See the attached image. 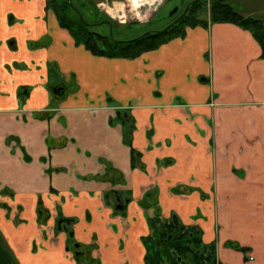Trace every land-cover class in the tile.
Listing matches in <instances>:
<instances>
[{"label":"crops","instance_id":"1","mask_svg":"<svg viewBox=\"0 0 264 264\" xmlns=\"http://www.w3.org/2000/svg\"><path fill=\"white\" fill-rule=\"evenodd\" d=\"M153 187L154 215L197 228L216 263L264 264V51L253 34L208 18L135 57L98 55L45 0H0V256L85 264L73 237L96 239L92 264L171 263L141 204Z\"/></svg>","mask_w":264,"mask_h":264},{"label":"trees","instance_id":"2","mask_svg":"<svg viewBox=\"0 0 264 264\" xmlns=\"http://www.w3.org/2000/svg\"><path fill=\"white\" fill-rule=\"evenodd\" d=\"M83 2L94 10L95 23L93 25L105 24L107 21L112 24L110 19H106L107 21L104 20L105 18L102 17L100 10L96 6L95 0H84ZM45 8L51 9L54 12L59 25L66 28L71 33L75 43L83 44L91 52L98 55L132 58L143 51L157 48L160 44L171 38L182 36L185 32V26H170L169 28H163L158 31H146L131 38H120L124 29H116L113 25L109 27L106 34L90 30L89 26L92 23H89L88 20L82 17V14L75 9L71 0H45ZM197 10L198 9H194L195 12ZM209 14L211 21L233 22L248 29L264 51V19L242 16L233 11L223 0H213L210 5ZM204 22L205 20H201L195 16L190 26L199 23L202 24ZM122 26L126 27L125 25ZM58 87L59 86H56L55 89ZM124 139L125 142H128L126 134ZM156 194V190L147 191L141 200V204L146 206L147 201L156 202ZM42 211L43 209L39 206V221L42 220ZM46 216L47 214L45 213L44 217ZM61 220L62 222H70L69 219L62 218ZM170 221L171 222L166 223V225L158 217L150 221V226L153 229V236L157 238V240L162 241L160 245H158L160 249L157 250H165L164 253L161 252L162 258H170L171 263L169 264H216L213 244L203 243L200 231H198L197 228L181 225L180 222L173 217ZM61 228L63 229L65 226ZM173 242L177 243L171 247L170 243ZM75 260L78 261L76 255ZM147 263L152 264L150 262Z\"/></svg>","mask_w":264,"mask_h":264},{"label":"rangeland","instance_id":"3","mask_svg":"<svg viewBox=\"0 0 264 264\" xmlns=\"http://www.w3.org/2000/svg\"><path fill=\"white\" fill-rule=\"evenodd\" d=\"M75 9H77L89 23H95V13L94 10L87 4H84V0H71ZM96 5L100 4V12L103 18L110 19V26L113 25L116 29H124L123 34L120 35V38H131L138 34H141L146 31H154L161 29L165 24V20L167 19L168 14L171 12L173 5L175 6L179 0H158L160 6L157 9V5L154 8L149 6V2H141L140 6L137 7V0H134L133 6L128 0H95ZM231 9L242 16H252L258 19H264V0H223ZM123 5L122 9L118 6ZM210 0H206V3L201 8L202 12H200L199 18L201 20H207L209 18L210 13ZM105 16V17H104ZM125 25L126 27L122 26ZM90 30L96 31L98 33L106 34L109 30V26L107 23L89 26ZM37 44H41V41H38ZM65 87V85H63ZM155 191L154 187L150 189ZM157 197V194H156ZM105 203L110 206V209L113 213L119 214L120 216H125L124 208L122 204H119L117 208L115 199L106 200ZM122 203V201H120ZM156 202L147 201L145 209L152 210L153 216L152 219H156L158 215L154 211L156 209ZM157 210V209H156ZM158 211V210H157ZM161 219V217H160ZM171 216L168 218H164L162 221L166 225V223H170ZM73 238V237H72ZM68 239V247L71 250V253H77L78 263L92 264L93 262H97L95 258L91 256V252L93 249H97L96 239L93 238L92 243L83 244L77 242L75 238ZM160 240H157V243L160 244ZM78 243V244H76ZM3 250V248H2ZM78 251V252H76ZM5 252V251H4ZM166 258H163L165 260ZM187 260V259H186ZM11 259L9 255H4L2 258L0 256V264H10ZM169 264L168 262H165ZM218 264V263H216Z\"/></svg>","mask_w":264,"mask_h":264},{"label":"flooded vegetation","instance_id":"4","mask_svg":"<svg viewBox=\"0 0 264 264\" xmlns=\"http://www.w3.org/2000/svg\"><path fill=\"white\" fill-rule=\"evenodd\" d=\"M212 1L213 0H210V3ZM205 3H206V0H179L175 6L173 5L171 12L168 14L167 19L165 20V24L163 25L161 29L169 28L170 26H185V28L189 27L190 23L193 22V17L196 16L199 18L200 12H202L201 8L203 7ZM98 5L100 6V4L96 5L98 9L100 10V7ZM159 6L160 4L157 5V9ZM194 9H198V10L195 12ZM209 19H210V14H209ZM104 20H106V18ZM107 25L110 27L109 21H107ZM161 29H158V30H161ZM158 30H154V31H158ZM57 86H59L57 89H55L56 86L52 88V91L54 93H58V92L61 93L62 90L65 88L63 85H57ZM118 205L119 204H116L117 207ZM61 219L57 220L58 228L64 227L65 226L64 223H67L65 221L62 222ZM74 255L77 256V253H75ZM74 259H75V256H74Z\"/></svg>","mask_w":264,"mask_h":264},{"label":"water","instance_id":"5","mask_svg":"<svg viewBox=\"0 0 264 264\" xmlns=\"http://www.w3.org/2000/svg\"><path fill=\"white\" fill-rule=\"evenodd\" d=\"M159 3V1L158 0H155L153 3H152V5H151V8H154L155 9V7H156V5Z\"/></svg>","mask_w":264,"mask_h":264},{"label":"built area","instance_id":"6","mask_svg":"<svg viewBox=\"0 0 264 264\" xmlns=\"http://www.w3.org/2000/svg\"><path fill=\"white\" fill-rule=\"evenodd\" d=\"M150 3V2H149Z\"/></svg>","mask_w":264,"mask_h":264}]
</instances>
